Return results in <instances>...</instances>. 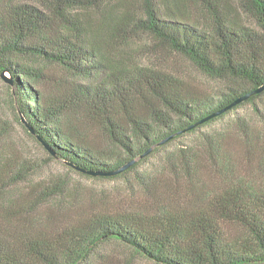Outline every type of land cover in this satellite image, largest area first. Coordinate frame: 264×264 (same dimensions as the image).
<instances>
[{"label": "trees", "instance_id": "1", "mask_svg": "<svg viewBox=\"0 0 264 264\" xmlns=\"http://www.w3.org/2000/svg\"><path fill=\"white\" fill-rule=\"evenodd\" d=\"M141 35L208 84L126 58ZM2 73L31 137L127 195L43 218L76 189L31 182L39 165L1 147L0 116V264H133L109 245L154 264H264V175L242 172L223 133L180 141L264 99V0H0Z\"/></svg>", "mask_w": 264, "mask_h": 264}, {"label": "rangeland", "instance_id": "2", "mask_svg": "<svg viewBox=\"0 0 264 264\" xmlns=\"http://www.w3.org/2000/svg\"><path fill=\"white\" fill-rule=\"evenodd\" d=\"M36 4L34 2H29ZM128 59L143 63L148 66H161L168 71L174 72L177 76L187 78L195 83L208 84L205 77L198 69L186 60L183 56L169 54L160 51L145 36L137 37L132 44L124 48ZM164 66V67H163ZM8 76V75H7ZM9 77V76H8ZM12 86L0 75V116L6 121L10 134L7 137V144L2 143L5 150L13 149L20 155L30 160H35L39 165L36 174L31 177V182L49 181L52 179H69L70 185L76 189L65 197L51 201L42 208V214L48 218L56 214L61 215L67 203L81 199L90 200L92 197L100 199L104 193L111 196L113 201H120L127 195L126 184L122 181H93L83 178L79 173L62 161L55 158L49 160L50 154L45 148L31 137L24 129V125L18 122L15 112L11 107L10 91ZM10 90V91H9ZM205 133H223L228 146L237 165L243 173L264 175V99L255 106H245L223 120H219L209 127L202 129L201 133L193 134L182 138L180 141L184 146H198ZM258 141L261 143L258 144ZM162 158L159 156V161ZM150 166L157 167V159L152 160ZM181 186L177 189L180 195L186 194L185 181H180ZM183 194V195H184ZM116 204V203H114ZM45 219V220H46ZM44 220V221H45ZM105 252L119 261H132L133 264H154L141 258H134L123 247L109 245L104 247ZM124 263V262H123Z\"/></svg>", "mask_w": 264, "mask_h": 264}, {"label": "water", "instance_id": "3", "mask_svg": "<svg viewBox=\"0 0 264 264\" xmlns=\"http://www.w3.org/2000/svg\"><path fill=\"white\" fill-rule=\"evenodd\" d=\"M2 78L12 86V89H13V92H15V85H14V82L12 80V78L8 77L5 73H2L1 74ZM261 90L263 89H260L258 90L257 92H260ZM22 123L24 125V127L31 133L34 135V131L32 130V128L28 125V123L25 121V119L22 117ZM38 141L39 143L45 148V150L50 154V156H52V158H55L59 161H61L57 156L56 154L53 152V150L51 149V147L45 142L43 141L41 138L38 137ZM63 162V161H62ZM65 163V162H63ZM66 165L70 166L72 169H74L75 171H78V172H81V173H84L86 175H89V176H98L100 174L98 173H95V172H90V171H87V170H82L80 168H77L75 166H73L72 164H67L65 163ZM103 175H107V174H103Z\"/></svg>", "mask_w": 264, "mask_h": 264}]
</instances>
